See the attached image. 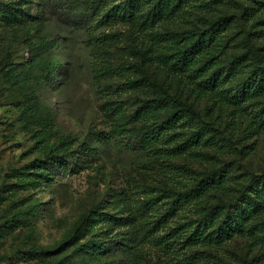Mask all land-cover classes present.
<instances>
[{"label": "rangeland", "instance_id": "obj_1", "mask_svg": "<svg viewBox=\"0 0 264 264\" xmlns=\"http://www.w3.org/2000/svg\"><path fill=\"white\" fill-rule=\"evenodd\" d=\"M0 3L26 18L0 19V264H264V208L224 246L188 241L213 208L264 180V86L253 87L245 45L264 66V0H181L136 32L106 25L99 0ZM222 19L214 46L172 73L165 58ZM214 74L217 89L200 87ZM152 99L165 104L156 119L179 109L189 123L152 139L154 120L138 113ZM40 163L49 179L32 174ZM220 175V188L196 192ZM99 244L105 256L90 253Z\"/></svg>", "mask_w": 264, "mask_h": 264}, {"label": "trees", "instance_id": "obj_2", "mask_svg": "<svg viewBox=\"0 0 264 264\" xmlns=\"http://www.w3.org/2000/svg\"><path fill=\"white\" fill-rule=\"evenodd\" d=\"M181 0H126L125 4L112 5L108 0H99V4L96 9H99L97 15L101 17L102 21L108 26L116 25H130L134 32L139 30H150L156 27L162 22L163 18L168 14H176L180 11ZM6 7L0 3V19L6 18ZM19 17V21L24 22L26 19L22 12H17L13 16H9L6 21L15 22ZM228 27V22L225 19L216 21L211 29L201 32L197 37V40L190 46H188L184 51L180 52L178 55L170 58H165V63L169 67L170 71L177 76H182L189 73V68L192 67L197 57L202 55L205 51L212 48L217 40V38L222 34ZM245 45L248 52L255 59L256 70L253 72V78L251 79L254 84V88L264 86V66L263 60L261 59L256 48L251 44L249 38L245 40ZM198 70L194 72L190 78L194 80L200 79L205 72ZM134 72L131 70L129 72L122 71V74L130 75ZM199 74V76H198ZM223 76L220 74H214L213 77L207 82L201 84L200 87H204L206 90L214 91L217 89L221 83ZM251 84V87L252 85ZM165 106L164 100L152 99L147 102L145 107L138 110L143 118L151 116V121L155 128L152 130V139L155 137L161 138L164 134L178 125L179 122L189 120L185 119L186 115L183 113H188L187 110H174L169 116H167V121H161L160 112ZM142 111V112H141ZM158 111V119L155 118L154 112ZM149 118V117H148ZM150 119V118H149ZM195 120V119H193ZM149 137V136H144ZM151 137V136H150ZM200 139L197 136L194 140L187 141L183 147H192L199 143ZM60 167L66 166L65 164H58ZM32 174L39 179H49L50 168L47 164H38L32 166ZM214 176H218L215 174ZM223 176L220 175L219 179H214L208 177L207 181H201L198 185L196 192L200 193L203 189L210 186H216L220 188L223 184ZM264 180H255L251 182L243 194L232 204H224L222 206L215 207L211 210L209 215L205 217V221L202 222L194 231L188 236V241L192 243L191 245H197L203 240H207L216 246H224L228 241L235 238L237 235H242L253 231L250 228L252 221V214L261 211L264 208ZM37 210H35L36 212ZM260 213H257L259 215ZM88 247V246H87ZM128 247L129 246H124ZM110 250L109 245H94L90 248V252L93 256H105ZM119 248H116V250ZM111 252V251H109ZM2 259H0V263Z\"/></svg>", "mask_w": 264, "mask_h": 264}]
</instances>
